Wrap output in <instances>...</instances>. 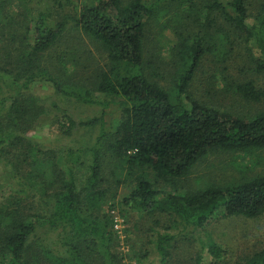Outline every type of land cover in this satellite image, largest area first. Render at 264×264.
<instances>
[{
	"label": "trees",
	"instance_id": "obj_1",
	"mask_svg": "<svg viewBox=\"0 0 264 264\" xmlns=\"http://www.w3.org/2000/svg\"><path fill=\"white\" fill-rule=\"evenodd\" d=\"M250 4L249 0H97L89 5L72 0H0V264H126L125 258L142 261L149 256L147 250H139L130 258L134 245L125 255L116 249L110 216L114 205H109L101 175L104 152L118 161L130 181L117 203L121 211L178 218L205 234L201 247L211 260L219 261L226 253L205 232L215 213L245 219L264 216V174L226 186L166 194L154 188L144 171L171 182L187 176L209 152L250 156L264 150V111L219 110L198 102L189 92L203 59L211 56L214 68L222 66V75L239 48L243 60L236 69L243 78L224 77L225 88L245 103L264 102V89L256 79H264V1L253 11ZM173 7L178 20L181 14L185 17L179 24L188 20L183 24L187 32H174L179 42L171 54L176 61L167 65L152 57L146 60L149 21L165 13L167 17ZM168 18L166 25L171 23ZM69 29L83 33L106 55L104 69L87 88L64 85L55 74L56 63L65 70L68 59L65 53L53 56L52 51ZM165 65H176L169 90L157 81ZM38 82L49 83L57 95L103 109L100 118L79 123L64 111L54 117L56 132L65 137L78 127L100 126L97 141L103 149H89L87 165L78 158L66 164L52 150L27 139L26 134L49 114L30 91ZM112 106L115 123L109 125L103 116ZM72 157L68 151L66 159ZM77 164L86 168L80 177L73 169ZM39 231L57 234L63 254L44 245ZM174 238L166 232L154 234L149 244L159 264L170 262ZM193 262L203 264L202 254ZM242 264H264V247Z\"/></svg>",
	"mask_w": 264,
	"mask_h": 264
},
{
	"label": "rangeland",
	"instance_id": "obj_2",
	"mask_svg": "<svg viewBox=\"0 0 264 264\" xmlns=\"http://www.w3.org/2000/svg\"><path fill=\"white\" fill-rule=\"evenodd\" d=\"M38 1L43 2L44 0ZM72 1L75 4L89 5L94 4L97 0ZM263 1L249 0L251 3L250 10L253 11V8H257ZM31 7L41 9L40 6L35 5ZM173 8L169 11L170 15H167V17L165 13L164 15H159L157 20L151 19L149 21L145 33L146 60L152 57L154 60L157 59L165 64L167 63V65H170L171 61L174 60L171 52L179 42L174 32L176 33V30L183 33L187 32L183 24L185 22L187 25L188 20L184 21L183 24H179L181 19L184 20L185 17L181 14V18L178 20L174 16L176 13L175 7ZM168 17H170L169 22L171 23L166 25ZM174 19L178 20V22L176 21L173 24ZM54 49L52 51L53 56L65 53V57L68 59V61L65 59L67 63L63 62L67 64L65 70L59 65L61 62L56 63L50 60L56 63L55 67L57 70L55 74L64 85L71 84L86 88L91 86L96 74L104 69L107 63L106 55L101 51L100 47L77 29L67 30L63 35V39ZM50 57L49 59H51ZM216 59L218 60V57ZM209 60H211V56H207L205 61L203 59L201 62L203 65L201 64V68L196 72L192 80L189 92L193 96V99L213 106L216 109L229 112L230 110L235 112L249 110L252 112L264 111V102L259 104L245 103L233 96L225 88L224 77L230 80L231 74L234 80L243 78V75L239 74L236 69L240 61L243 60V54L239 48H236L233 52L231 67L229 59L226 64L227 71L222 75L220 73V67L222 66L217 65L214 68ZM167 65H165L167 68L164 72L159 73L161 77L157 78L160 86L165 90H169L170 82L176 69V65L174 68ZM256 79L259 83L258 86L264 89L263 77L260 76ZM30 91L42 101L49 114L40 125L26 134L27 139L36 143L43 150H52L57 154V159L63 160L66 164L78 158L80 162L87 165V160L90 158L88 150L92 147H97L102 152L103 143L97 141L100 136L99 125L78 127L67 137L60 136L53 126L54 117L58 116L62 111L66 112L78 123L98 119L103 111L99 105L84 104L72 97L57 95L50 84L46 82L33 84ZM94 96L96 98L99 97L97 94H94ZM115 111L116 107L114 106L104 111L103 121L106 124L115 123L113 114ZM68 151L73 153L72 159L69 160L66 159ZM102 160L101 175L105 180L103 188L108 189L109 205H114L110 211V216L112 217V228L118 244L116 249L120 254L125 255L129 252V247L134 245V254H130V258L135 253L137 254L139 250H147L149 253V256L142 261L136 260L134 257V259L125 258L124 262L126 264H159L152 245L149 244L154 240L153 236L157 232H166L173 234L175 237V249L168 264H193L194 258L199 253L202 254L203 264H242L264 247V216L257 219H245L242 217H227L223 212L219 211L211 217L209 226L205 232L226 253L219 261L211 260L201 247L205 234L200 230L185 226L178 218L159 215L146 217L143 214L131 213L128 210L122 212L117 203L119 198L129 189L130 181L128 178L126 179L122 166L119 165L118 161L113 160L109 153L104 152ZM85 165L83 167V165L77 164L73 167L78 177L81 176ZM144 171L158 192L182 194L187 191L204 188L208 185L226 186L230 183L238 182L243 178L264 174V150L257 151L250 156L222 151L209 152V154L190 169L187 176L171 182L157 179L150 170L144 169ZM112 196H115V200L110 198ZM38 237L44 245L48 246L56 254H63V250L60 247V237H57V234L39 231ZM125 240L127 242H124Z\"/></svg>",
	"mask_w": 264,
	"mask_h": 264
}]
</instances>
